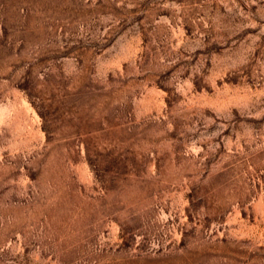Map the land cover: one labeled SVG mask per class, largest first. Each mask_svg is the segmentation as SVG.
Wrapping results in <instances>:
<instances>
[{"label":"rangeland","instance_id":"obj_1","mask_svg":"<svg viewBox=\"0 0 264 264\" xmlns=\"http://www.w3.org/2000/svg\"><path fill=\"white\" fill-rule=\"evenodd\" d=\"M0 264H264V0H0Z\"/></svg>","mask_w":264,"mask_h":264}]
</instances>
